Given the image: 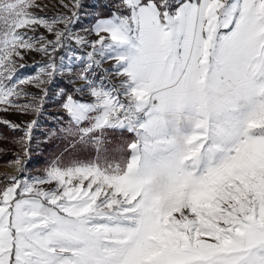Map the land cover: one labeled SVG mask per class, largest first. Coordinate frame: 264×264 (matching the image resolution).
<instances>
[{"label": "snow or ice", "instance_id": "6c2138e0", "mask_svg": "<svg viewBox=\"0 0 264 264\" xmlns=\"http://www.w3.org/2000/svg\"><path fill=\"white\" fill-rule=\"evenodd\" d=\"M0 128V264H264V0H0Z\"/></svg>", "mask_w": 264, "mask_h": 264}, {"label": "trees", "instance_id": "16d2710c", "mask_svg": "<svg viewBox=\"0 0 264 264\" xmlns=\"http://www.w3.org/2000/svg\"><path fill=\"white\" fill-rule=\"evenodd\" d=\"M0 132H3V134L5 136H8L9 139H11L13 135L10 131L5 128H0ZM49 151H52V149L41 147L40 150L32 156L31 162L28 165L30 173L42 169L45 166L46 162L52 158L54 152L52 151L51 155L49 156ZM13 153V149H7L3 152H0V169L10 165L9 161L14 158ZM1 172L3 174H6L4 170H1Z\"/></svg>", "mask_w": 264, "mask_h": 264}, {"label": "rangeland", "instance_id": "374dc122", "mask_svg": "<svg viewBox=\"0 0 264 264\" xmlns=\"http://www.w3.org/2000/svg\"><path fill=\"white\" fill-rule=\"evenodd\" d=\"M41 2L42 3H47L49 5H52V4H56L57 3V0H41ZM46 11L48 12L49 15H51L54 10L47 9ZM40 14L43 15L44 13H40ZM38 59H39V57H35V58L29 57V65H31L32 63H34L35 60H38ZM55 110L56 109H54V108H50L49 109V111H55ZM4 118L9 119V120H12L15 123H21V122H23L25 120L30 119L31 117L18 116V115H14L13 114V115H7ZM0 146H2L5 150H7V149H13L14 150L13 145L11 143H8V142H0ZM52 151H49V153H48L49 156L51 155V152ZM1 170H4L6 174H3L1 172ZM38 172H39V170H37L36 172L30 173V174L36 175V174H38ZM15 174H16L15 168L12 165H9L7 167H3V168L0 169V177H3V176H11V175H15Z\"/></svg>", "mask_w": 264, "mask_h": 264}]
</instances>
